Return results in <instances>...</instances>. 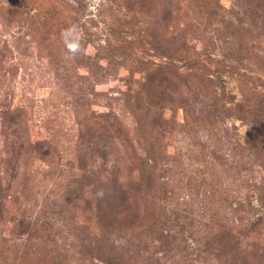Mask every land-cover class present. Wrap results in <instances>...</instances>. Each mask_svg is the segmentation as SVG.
Wrapping results in <instances>:
<instances>
[{
	"label": "rangeland",
	"instance_id": "374dc122",
	"mask_svg": "<svg viewBox=\"0 0 264 264\" xmlns=\"http://www.w3.org/2000/svg\"><path fill=\"white\" fill-rule=\"evenodd\" d=\"M140 1L0 0V264H264V132L248 140L250 122L222 108L264 94V30L236 20L258 6L206 0L200 17L193 1L172 0L180 11L167 19L166 0L149 10ZM200 23L214 43L236 32L254 53L236 61L210 47L225 70L209 62L202 74L190 69L201 63L193 48L179 50L159 127L142 89L166 62L156 48L179 47L178 34L194 40ZM215 71L229 95L219 116L199 112L221 97L220 85L201 84ZM190 90L202 103L193 107ZM110 111L125 131L109 143L124 187L139 181L146 154L158 162L152 188L131 192L136 218L112 229L80 169L85 157L104 178L93 142Z\"/></svg>",
	"mask_w": 264,
	"mask_h": 264
},
{
	"label": "trees",
	"instance_id": "16d2710c",
	"mask_svg": "<svg viewBox=\"0 0 264 264\" xmlns=\"http://www.w3.org/2000/svg\"><path fill=\"white\" fill-rule=\"evenodd\" d=\"M167 4H169L170 9L166 10V18L168 19L169 17H173L174 11L177 13V10L179 9L176 6H180V3H174L172 0H166ZM171 1V2H170ZM194 2V7L199 9V14L201 17V10L202 6L204 3H206V0H191ZM170 2V3H169ZM252 4H255L258 6V9L251 8L250 12H243L241 13V19L236 18L238 21L239 25H243V29H246L247 27V32L252 33L253 29L257 30L262 28L264 30V0H251ZM151 4H153L152 0H141L138 5L139 7H142L144 9L149 10L151 9ZM175 4V5H174ZM177 4V5H176ZM173 8V10H172ZM173 11V12H171ZM180 11V10H178ZM253 11V13H252ZM212 15L219 16V12L213 11ZM247 20V22H245ZM201 23L200 26L197 27V30L194 32V35L192 41H198L202 46H200V51H196V46L189 45V42L192 43L191 40H189L186 34H178L182 41L179 44V47H175L174 50L168 47L167 49L162 48L159 46V48H156V55L158 58L166 60V62H163L162 66L156 69L153 73H148V79L146 78V82L143 85L142 89L143 92L147 94V99L146 103L149 106V111L150 109H158L159 113H157L156 117V124L159 127H162L165 124H168V122L164 119V108L162 106V103L166 101V96H165V90H163V85L168 82L169 77L165 74V70H167L169 66L171 67L173 57H177L178 51L179 50H185L186 48H193V51L195 55L198 56V58H201V63L197 65L193 69L194 71L201 72L204 74L205 67L202 64H211L217 65L219 71L225 70L222 67V60H216L212 58V55L208 53V48L214 47V49H220L222 54L226 59H234L236 61H240V53L242 51H250L251 53H254V46H249L247 42H245L243 39H240L236 37V32L230 33L229 35H225L224 38H217L216 42L214 43L210 39L206 38L204 36V32L201 30ZM245 25V28H244ZM229 29L230 27H226ZM198 33V35L196 34ZM177 38V37H176ZM174 38V41L175 39ZM171 52V54H169ZM91 60V58H88ZM111 66V62L108 63V67ZM107 67V68H108ZM169 71V70H168ZM218 71V70H216ZM213 72L210 76L211 78H204L207 80L202 79L201 84H203L204 81L210 82L211 85L217 86L220 85L222 88V94L221 97H217L213 99V103H208L204 102L202 104L203 108L199 110V112L204 113L206 111L210 112L211 114H215L219 116L221 113L220 110L217 109V106L221 103L223 104L226 100V98L229 96L228 92H226L225 87L222 86V83H220L218 79H213L216 75L217 72ZM176 79L179 80V75L175 74ZM174 89H176L177 93V88L178 84L177 81H173ZM205 87V85H203ZM190 93H194L193 91ZM255 96L252 98V100L255 102V105L251 107L250 104H245V103H235V97L231 98V103H233V106L231 108H226L225 105H222V108L225 110L223 111L226 113V111H231L234 110L239 114V117L242 121H248L250 122L251 125V131H249L247 134V138H251L254 135L255 131L261 130L264 132V94L262 93H256L254 94ZM193 100H192V105H196L197 103H202L200 100L199 96L194 93L193 94ZM143 99H141L142 101ZM248 103L250 100H246ZM145 103V101H144ZM191 105V104H190ZM191 108V106H190ZM192 111H196V109H192ZM222 112V113H223ZM120 133V136L125 133L124 127L122 124L119 122L118 117L115 115L113 111H110L107 115V120L104 122V125L101 126L100 134L97 136L96 142H93L96 146L101 147V150H96V153L98 154L101 163V167L103 169V177L101 176L102 172H97L98 175H92L89 173L88 170V164L86 162L85 157L81 158L80 160V166H81V171H82V178L84 180H89L91 178V185H94V188L96 189V193L98 194V202L99 204V209H101L103 206L101 204H104V209H103V219H104V226L112 229L115 227V224H120L121 221H125L126 219L129 218H136L133 210H132V204L130 201V195L131 192H140L144 186L146 188L151 189L152 188V183H153V172L157 169L158 162L156 161L155 157H151L149 154H146L144 157L145 159L143 162V173L140 174V178L138 182H134V184L129 185V189L127 190L124 185L121 183L120 176H119V169L116 164L115 160H110L111 153L110 150L112 149V146L109 144L110 140H112V132ZM227 134V132H226ZM261 143L264 142V136H262V141ZM89 177V178H87ZM264 202V199H262ZM262 202V203H263ZM120 217L118 218V216ZM122 222V223H123ZM222 239H225L223 236H221ZM106 250L102 249L100 253H105ZM105 259V258H104ZM62 264V263H60ZM106 264H123L120 261H118L117 258H107L106 259Z\"/></svg>",
	"mask_w": 264,
	"mask_h": 264
}]
</instances>
